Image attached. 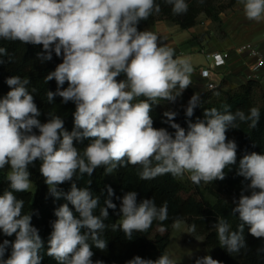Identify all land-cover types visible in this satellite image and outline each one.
<instances>
[{
	"label": "clouds",
	"instance_id": "1",
	"mask_svg": "<svg viewBox=\"0 0 264 264\" xmlns=\"http://www.w3.org/2000/svg\"><path fill=\"white\" fill-rule=\"evenodd\" d=\"M164 2L172 6L174 15L188 11L186 0ZM239 2L246 19L264 22V0ZM160 11L156 0H0V39L42 46L38 53L42 60L50 61L53 53L61 57L62 62L44 78L46 83L54 79L57 84L55 92L47 91V100L52 103L59 96L63 103L75 104L74 127L69 132L60 116L40 121L29 79L10 76L5 81L9 91L0 97V169H9V187L0 195V233L15 239L0 242V264H42L45 242L32 224V214L22 212L23 199L15 195L30 189L29 167L36 161L49 194L67 201L54 210L56 219L47 240L46 254L57 264H103L93 261L92 248L107 249L101 233L107 227L108 210L117 207L111 199L115 193L108 186L105 206L96 215L100 197H94L91 182L83 188L72 182L77 172L92 176L103 167L110 174L117 167L139 165L142 180L187 173L199 185L225 179L224 170L236 164L238 145L228 139L227 132L237 127V120L251 121L249 127L255 128L260 121L258 108L252 107L247 115L242 110L231 112L228 105L223 112L205 109V119L189 120L187 130L175 122L177 113L167 111L164 122L174 132L153 126L152 103L174 102L191 85L193 72L190 60L176 56L156 33L138 30L141 21ZM5 56L7 49L0 47V65ZM121 74L126 79L118 80ZM199 99L198 94L191 97L186 117L193 116ZM85 139L90 143L81 154L75 142ZM237 175L247 182L233 200L232 213L240 221L237 230H231L224 217L212 226L228 253L246 248L245 227L254 238H264V154H245ZM66 182L72 183L64 192L58 186ZM137 196L129 191L118 198L120 219L111 226L129 240L133 232L147 231L153 221L168 219L167 202L157 207L152 198L138 203ZM182 223L177 218L172 226L180 228ZM195 230L191 225L189 231ZM127 264L175 261L162 254L155 260L135 256ZM195 264L221 262L205 255Z\"/></svg>",
	"mask_w": 264,
	"mask_h": 264
},
{
	"label": "trees",
	"instance_id": "2",
	"mask_svg": "<svg viewBox=\"0 0 264 264\" xmlns=\"http://www.w3.org/2000/svg\"><path fill=\"white\" fill-rule=\"evenodd\" d=\"M237 0H186L188 11L185 14L174 15L172 6L164 0H156L160 5L161 11L153 13L146 21L138 24V30H143L147 25H152L159 20H165L171 24H178L181 28H189L200 22L204 15L211 18L215 24L222 28V12L231 8ZM0 47H5L8 56L4 57V63L0 65V97H3L9 91L6 79L10 76H19L22 79H29L28 89L34 95L41 116L42 123L47 122L50 116L57 115L64 120L65 129L69 132L74 127L73 113L75 104L73 102L63 103L62 98L56 96L52 103L47 100V91L55 92L57 89L56 81L45 82V77L55 70L56 66L62 62L61 57H56L53 53L50 61L38 58V53H42V46L24 44L20 41H6L0 39ZM9 57L11 59L9 60ZM118 80H124L126 77L121 74ZM67 82L63 86L66 88ZM35 89L33 92L32 90ZM194 94L199 95V105L194 109L192 117H186L185 110L189 100ZM178 103L184 104V108L171 103L155 105L152 103L151 116L153 126L156 128H167L169 132H174L164 121V113L172 111L177 113L175 122L187 130L188 121L195 123L197 120H204V110L216 108L223 112L224 106H230V111L235 113L242 110L246 115L252 107L260 110V121L255 128L249 127L251 121L242 122L237 120L236 128H230L227 132L228 139H234L238 145L237 162L227 167L225 179L216 180L212 183L199 185L194 184L190 179L184 180L182 177H173L171 174L158 176L151 180L140 179L139 165L127 167H117L112 173H106L103 167L97 168L92 176L84 174L80 176L79 172L73 178L78 187H87L91 182L90 190L94 197H100V206L95 210L99 215L100 208L105 206V200L108 198L107 187L110 186L115 195L111 197L116 209H109V217L104 221L107 225L101 233V238L107 241V249L101 251L93 246V261H102L103 264H127L135 256L145 259H157L165 253L169 243V233L167 230L177 218L187 220L189 226L195 225L200 227L204 233V245L207 248L205 255H211L213 259L219 260L221 264H264V238H254L248 233L245 227L244 236L246 248H242L239 253H228L218 240L215 229L211 225L216 222L218 217H224L228 220L231 230H237L240 221L237 216L233 215V200L238 199L241 190L247 182L243 177L237 175L239 160L248 153L257 152L264 154V89L260 80L249 79L233 90H224L220 88L196 91L189 85L180 96L176 98ZM133 103H135L133 101ZM151 103V102H150ZM37 131L38 130H34ZM90 143L85 139L82 143L75 142V146L81 150ZM40 162L36 161L34 166L29 167L31 172L30 179L35 182L37 190L35 192L15 193L18 199H23L24 214H32V224L39 230V234L45 242V249L41 250L43 256L42 264H57L52 258L47 256V240L52 231L51 224L56 219L54 210L60 205L67 203L64 199H55L49 194L48 186L39 172ZM66 182L58 187L64 192L70 190L71 183ZM212 186V187H211ZM9 181L7 172L0 169V195L8 189ZM214 196V200L206 194V189ZM129 191L138 193V203L142 199H153L157 207L164 202L168 204V219L160 222L153 221L150 228L145 232H133L131 240L127 239L123 231L112 230V225L120 219L119 208L123 195ZM248 194V193H246ZM69 207L72 206L69 204ZM73 211H75L73 209ZM78 215V214H77ZM164 228V234L156 233L157 228ZM4 239L14 240L15 237H5L0 233V242ZM91 244V240H89ZM10 254V249L7 255ZM204 255V256H205ZM198 259V258H196ZM196 259L190 263L175 261V264H195Z\"/></svg>",
	"mask_w": 264,
	"mask_h": 264
},
{
	"label": "crops",
	"instance_id": "3",
	"mask_svg": "<svg viewBox=\"0 0 264 264\" xmlns=\"http://www.w3.org/2000/svg\"><path fill=\"white\" fill-rule=\"evenodd\" d=\"M221 18L222 34L214 28L213 20L204 15L199 23L189 28L159 20L143 30L156 33L160 43L173 48L176 56L190 60L193 67L191 86L196 91L209 89V82H214L216 88L229 91L249 79L260 80L264 87V65L255 69L257 57L240 49L245 43H254L264 53V22L246 19L239 0L222 12ZM208 51L223 52L225 63L215 65L207 56ZM204 68H210L208 77L202 74Z\"/></svg>",
	"mask_w": 264,
	"mask_h": 264
},
{
	"label": "rangeland",
	"instance_id": "4",
	"mask_svg": "<svg viewBox=\"0 0 264 264\" xmlns=\"http://www.w3.org/2000/svg\"><path fill=\"white\" fill-rule=\"evenodd\" d=\"M214 28L217 30L219 34L223 33V28H221V26H219L218 24L214 23ZM137 99L138 100L144 99V97H140ZM134 102L137 101L134 100ZM163 103H171L172 106L177 105L181 109L184 108V104L181 102L178 103L177 99H175L174 102L169 100H158L154 104L160 105ZM2 170L6 171L7 173L9 171L7 167H5ZM182 178L184 180L189 179V174L186 173L184 176H182ZM29 190L33 192L37 190V186L34 181H32V185ZM209 190L210 188L206 189V194L210 198V200H214V196L209 192ZM181 221L183 223L181 224L180 228H173L172 226L173 224H172L170 228L167 230V232L169 233V243L165 249L164 254H168L169 257L174 261L190 263L194 259L203 257L207 253V248L204 245V233L202 232V229H200V227H196V230L194 232H190L189 231L190 226L187 220L181 219ZM213 224L210 227L211 229H215L212 227ZM165 232L166 229H164V231H161V227H160L154 231L153 235L156 233L164 234Z\"/></svg>",
	"mask_w": 264,
	"mask_h": 264
},
{
	"label": "built area",
	"instance_id": "5",
	"mask_svg": "<svg viewBox=\"0 0 264 264\" xmlns=\"http://www.w3.org/2000/svg\"><path fill=\"white\" fill-rule=\"evenodd\" d=\"M240 49L244 51H248L250 54L255 55L257 57L258 61L255 65V69L264 65V53L262 52L260 46H257L254 43H245L240 47ZM206 54L209 58L213 59L215 65H221L226 61L225 54L223 52L208 51ZM202 74L208 77L210 74V68L202 69ZM208 87L209 89H213L216 88V85L214 82H209Z\"/></svg>",
	"mask_w": 264,
	"mask_h": 264
}]
</instances>
